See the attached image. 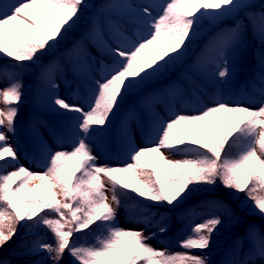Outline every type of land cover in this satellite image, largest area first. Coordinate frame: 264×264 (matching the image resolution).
<instances>
[{
    "label": "snow or ice",
    "instance_id": "6c2138e0",
    "mask_svg": "<svg viewBox=\"0 0 264 264\" xmlns=\"http://www.w3.org/2000/svg\"><path fill=\"white\" fill-rule=\"evenodd\" d=\"M84 5L85 0H16L5 9L0 3V54L17 62L35 61L72 29ZM250 6L241 0L150 3L141 10L146 18L144 32L129 38L115 26L119 36L116 47L103 40L100 26H94L91 35L105 45L114 62L105 66L100 80H93L95 87L91 89L87 110L58 96L54 99L59 108L80 114L75 126L80 138L70 151H50L47 166L40 173L16 166L18 149L10 143L22 82L13 79L0 87V250L17 235L21 222L32 221L46 226L53 235L51 243L22 242L25 254L46 253L47 261L38 264H61L65 253L71 257L69 264H211L205 250L210 248L217 226L223 223L220 215L194 225L180 241L182 251L157 249L148 243L152 236L145 235L143 229H123L115 224L120 195L129 192L140 198L130 211L142 217L144 223H150L157 215L145 201L174 206L196 190L193 185L215 186L217 182L235 193H244L252 201V211L264 216V86L258 89L260 99L251 101L258 107L215 100L194 114L172 113L169 119L158 121L154 143L133 149L131 162L124 166L98 165L87 142L96 127L106 125L125 94L184 54L197 38L203 20ZM153 9L159 14L153 16ZM247 19L261 41L258 62L264 69V11ZM242 27L243 21H238L236 28L220 37L223 49L240 37ZM79 47L78 42L74 50ZM218 68L219 78L229 76L227 62ZM260 82L264 85V71ZM233 148L238 150L235 156L230 154ZM165 149L172 155L182 153L184 158L171 159ZM10 162L14 167L7 171ZM217 204L231 212L223 201ZM47 212L56 218L41 215ZM98 221L104 225V234L95 243L78 244L73 239L75 233ZM159 231L166 229L160 227ZM246 238L249 248L245 258L226 259L222 264H264V232L250 228ZM243 248L244 238L234 242L235 251L242 252ZM0 264L11 262L0 258Z\"/></svg>",
    "mask_w": 264,
    "mask_h": 264
},
{
    "label": "rangeland",
    "instance_id": "374dc122",
    "mask_svg": "<svg viewBox=\"0 0 264 264\" xmlns=\"http://www.w3.org/2000/svg\"><path fill=\"white\" fill-rule=\"evenodd\" d=\"M252 1L254 0H241L242 3L246 4ZM15 2L16 0H0L5 9L9 4ZM163 2L164 0H99L90 11L91 24L83 28L74 44L79 42V50H74V45L62 50L51 61L50 68L44 70L41 79L34 81L30 100L31 107L25 121L20 124L21 129L15 125L14 134H9L10 143L18 149L19 160L16 166L24 164L34 173L43 172L47 166L46 157L50 151H70L80 138V133L75 127L76 118L80 114L61 109L53 101L58 96L71 104H80L87 110L91 89L95 87L93 80H100L106 71L105 66L111 65L105 60L99 64L94 51L92 52V47L95 45L107 56L111 55L105 45L95 40L91 35L93 27L100 26L103 32V40L112 47H116L119 36L114 31L115 26H119L124 36L134 38L137 32L145 31L143 20L146 18L143 17L142 8L150 3ZM117 4H127L131 7H111V5ZM244 9L246 13H251L250 8ZM152 12L153 16L159 14L156 9H153ZM240 13V9H238L226 15L229 19L236 18L235 28L238 21H243L244 27H242L240 37L227 49L222 48L221 41L218 43L210 41L207 50L200 54V63L197 65L196 71L204 78L213 79L215 91L211 92L206 88L207 86L203 83L204 80L201 76L199 78L190 73L189 66H183L170 83L159 84L151 94L138 95L136 99H133L129 109L123 110L125 118L121 122L116 121L119 115L117 117L114 115L103 127L94 126L96 131L87 138V142L98 158V165L118 167L131 162L132 150L151 146L155 141V127L158 121L169 119L174 112L194 114L199 109L210 106L215 100L240 101L248 103L250 107L259 106L251 103V101L260 99L258 89L264 86L260 82V75L264 69L258 62L262 50L256 47L251 36L250 24ZM83 31L85 33L89 31L91 41L87 39ZM247 47L248 50L252 49L250 50L252 53H256L254 57L257 61L254 66L250 65L248 58L251 55L250 52H243ZM240 55L241 57H239ZM242 55L245 58H242ZM225 62L230 68V74L227 78L221 79L216 73L219 70L218 65L222 67ZM26 66L25 69L35 76L37 65L28 64ZM248 68L253 71L252 75H248L250 86L245 88L241 84L240 88L236 89L235 74L243 75L245 71L247 74ZM12 69L14 66L0 60V70H2L0 87L6 86L13 80L10 72ZM180 77L188 81L194 96L188 95ZM80 78L81 81L77 80ZM164 153L171 159L184 158L182 153L172 155L168 149H165ZM13 167L12 164L8 165L7 171L13 170ZM104 179L107 182V178ZM35 183L33 182V184ZM33 184H30L29 187H32ZM130 196L128 193L121 198L115 224L123 229H143L145 235L152 236L148 243L157 249H168L172 252L182 251L179 246L180 241L191 233L193 226L210 216L217 215L216 213L200 212L191 218H186L182 224L181 232H175L170 229L173 225L175 227V224L167 220L170 218L171 212L168 214L165 208H161L157 204L149 203L152 205V211L157 213L151 218L150 223L141 222L142 217L134 215L130 211L131 206L136 204L138 199L132 201ZM108 199L111 203L110 190ZM179 212L183 213L182 211ZM232 221L235 222L236 218H233ZM160 227H164L166 231L160 232ZM250 228L260 230V225L256 220H251L247 223L245 233L227 231L224 236L212 234L210 248L205 250L211 264H222L226 259L243 260L245 258L244 253L249 248L246 233ZM103 234L104 225L102 224L100 228V222H98L92 229L89 228L77 233L74 240L78 244H93L96 238ZM240 238H244L242 252L234 250V242ZM43 240L49 243L53 242L52 233L44 236ZM193 251L199 252V250ZM28 258L31 264L34 258L32 256ZM11 264L19 263L11 262ZM257 264H261V262L257 261Z\"/></svg>",
    "mask_w": 264,
    "mask_h": 264
},
{
    "label": "trees",
    "instance_id": "16d2710c",
    "mask_svg": "<svg viewBox=\"0 0 264 264\" xmlns=\"http://www.w3.org/2000/svg\"><path fill=\"white\" fill-rule=\"evenodd\" d=\"M98 2L99 0H85V5L82 7L81 12L79 13V18L76 19V22L73 25L72 29L64 34V38L61 39L58 44H56L52 48L44 50L42 54H39L38 59H36L35 61L17 62L0 54V60L2 62L12 65L16 68H21V70H10L12 77L14 79H19L23 85L21 101L18 104V115L14 120V125L18 126L20 129V124L25 121V117L27 116L30 108L32 86L34 81L36 82L37 80L41 79L42 73L49 67L50 61L52 60L54 55H56L60 50L74 44L78 34L83 30V28H85L87 24L91 22L89 19L90 11ZM248 4L251 5L248 8L255 12L264 10V0L253 1ZM240 12V14L250 24L252 30L251 36L256 46L261 48V41L259 39V36L253 29L250 21L247 19V17L251 15L245 14L243 8L240 10ZM235 22V19L231 20L226 17V15L203 20L201 22L197 38L194 40V42L188 45V47L184 51V54L180 58L170 62L162 72L149 77L148 79L138 83L135 87H133L127 94H125L124 99L119 104L118 108L114 111V114L112 116L115 115V117H117L118 115H120L121 111L123 112L125 108L127 109L131 99L138 93H151L157 83L167 82L183 66L193 64L198 58L199 49L206 45L208 39L212 37V39L219 40L221 36L228 32V26H235ZM92 48L94 49V52L100 56V58H104L108 62L114 61L113 57L107 56L101 49L97 47ZM250 54L251 55H249L248 58L250 60V64L252 65L256 62L257 59L254 57L255 52L252 53L250 51ZM28 64L37 65L35 76H33V74L28 71L22 70L23 67ZM239 76L242 75H237V77ZM206 82L209 83L208 80ZM112 116L110 117V119H112ZM121 118L122 115L119 116V119ZM237 151L238 150L236 148H233L231 149L230 154L234 156ZM10 164L11 162L9 163V165ZM192 187H194L196 190L185 197L179 204L170 206L166 203H162L159 205V207L165 208L168 214L171 212L169 219L173 220L175 223V227L173 229L174 231L181 230L183 224L184 217L183 215H180V210L184 211V213H186L188 216H191L192 214H194V212H196V210L207 208L218 211L219 215L223 219V223L217 226V230L215 231V233L217 231L222 232L223 230H225V228H228L230 231H245L246 223L251 219H255L261 226V232H264V216H261L258 213L252 211V201L248 200L244 193H235L232 189L224 188L219 182H217L215 186L201 184L193 185ZM129 194L131 195L130 200L132 201L140 199L135 195V193L129 192ZM33 195H35V193H33ZM123 196L124 195H120V201H122L121 198ZM219 201H223V203L228 206L231 212H225L223 209H221L217 204V202ZM145 203L152 202L145 201ZM45 214H47L50 218H56L54 213H41V215ZM231 216L237 218L238 222L227 224L225 222V218H230ZM242 217H245L246 219L243 220ZM95 224L90 226V228L92 229ZM101 225L102 223L100 222V228ZM50 234L51 232L47 229L46 226L35 224L32 221H29L27 223L21 222V225L18 228L17 235L14 236L9 242H7L4 245L3 249L0 250V258L8 261H18L20 264H30L28 258L29 256H32L34 258L33 261H36L37 264L40 261H45L47 259L46 253L35 252L31 254H25L24 249L21 247V244L22 242H25L31 245L33 241H44L43 237ZM76 236L77 233L74 234L73 239H75ZM70 260L71 257H69L67 253H65L64 260L61 262V264H69Z\"/></svg>",
    "mask_w": 264,
    "mask_h": 264
}]
</instances>
